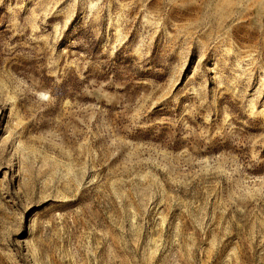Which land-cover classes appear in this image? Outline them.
Wrapping results in <instances>:
<instances>
[{"label": "rangeland", "instance_id": "374dc122", "mask_svg": "<svg viewBox=\"0 0 264 264\" xmlns=\"http://www.w3.org/2000/svg\"><path fill=\"white\" fill-rule=\"evenodd\" d=\"M0 264H264V0H0Z\"/></svg>", "mask_w": 264, "mask_h": 264}]
</instances>
